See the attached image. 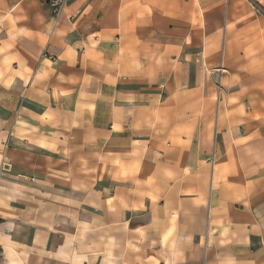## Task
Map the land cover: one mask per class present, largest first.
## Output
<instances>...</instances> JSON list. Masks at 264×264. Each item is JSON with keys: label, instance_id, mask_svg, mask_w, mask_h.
<instances>
[{"label": "crops", "instance_id": "0c3cea01", "mask_svg": "<svg viewBox=\"0 0 264 264\" xmlns=\"http://www.w3.org/2000/svg\"><path fill=\"white\" fill-rule=\"evenodd\" d=\"M46 2L0 0V264H264V0Z\"/></svg>", "mask_w": 264, "mask_h": 264}, {"label": "built area", "instance_id": "2783aa9c", "mask_svg": "<svg viewBox=\"0 0 264 264\" xmlns=\"http://www.w3.org/2000/svg\"><path fill=\"white\" fill-rule=\"evenodd\" d=\"M66 0H47L46 4L47 6L50 8L53 16L55 18H58L59 15H60V12L65 4ZM224 71L219 69L217 72H216V77L218 79V85L220 87V81H221V74L223 73Z\"/></svg>", "mask_w": 264, "mask_h": 264}]
</instances>
